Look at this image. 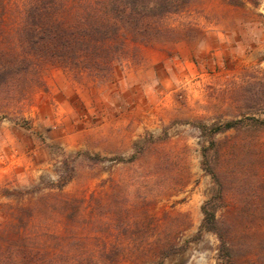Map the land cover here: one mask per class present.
<instances>
[{
    "label": "rangeland",
    "instance_id": "374dc122",
    "mask_svg": "<svg viewBox=\"0 0 264 264\" xmlns=\"http://www.w3.org/2000/svg\"><path fill=\"white\" fill-rule=\"evenodd\" d=\"M0 264H264V0H0Z\"/></svg>",
    "mask_w": 264,
    "mask_h": 264
},
{
    "label": "trees",
    "instance_id": "16d2710c",
    "mask_svg": "<svg viewBox=\"0 0 264 264\" xmlns=\"http://www.w3.org/2000/svg\"><path fill=\"white\" fill-rule=\"evenodd\" d=\"M79 40H90V38H89V35L84 33V34H82L79 37ZM234 123H236V122H228L223 127L214 128L213 132H216L218 130H222V129H226L228 127H231V126L234 125ZM201 209H202V212H203V219H202V222H201V227L204 228V229L216 231V219H215L214 212L212 211L211 207H209V201H206L202 205ZM219 239L222 242V245H221L222 249H226L224 244H223V241L221 239V236H219Z\"/></svg>",
    "mask_w": 264,
    "mask_h": 264
}]
</instances>
